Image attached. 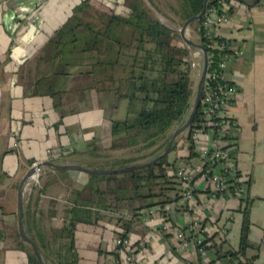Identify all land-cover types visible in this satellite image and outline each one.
<instances>
[{
	"label": "crops",
	"instance_id": "0c3cea01",
	"mask_svg": "<svg viewBox=\"0 0 264 264\" xmlns=\"http://www.w3.org/2000/svg\"><path fill=\"white\" fill-rule=\"evenodd\" d=\"M233 1L223 33L240 43L243 54L225 71L238 87L228 112L238 126L230 149L249 182L245 198L252 201L253 247L238 259H217L216 249L225 253L240 248L243 198L215 197L212 186L197 181L193 207L184 205L175 170L187 162L199 163L198 149L211 143L209 135L195 141L196 156L190 159L186 131L168 155L174 167L152 187L145 179L135 183L129 172L111 177L42 167L39 182H29L23 190L24 229L39 248L68 246L70 239L61 230L74 221L78 264H130L117 244L125 232L141 264H243L252 257L254 264H264V0ZM83 2L96 9L90 16L99 22L97 27L102 18L110 20L108 0H0V264L29 263L22 249L29 244L19 234L18 187L34 164L53 161L108 170L148 162L132 161L126 135L113 133L114 123L127 117L128 100L113 108L116 95L101 90L102 57L96 51L65 52L64 39L58 45L52 42ZM114 37L129 44L133 28L121 24ZM159 208L177 228L199 222L215 247L201 256L190 236L191 245L183 248L163 231Z\"/></svg>",
	"mask_w": 264,
	"mask_h": 264
},
{
	"label": "trees",
	"instance_id": "16d2710c",
	"mask_svg": "<svg viewBox=\"0 0 264 264\" xmlns=\"http://www.w3.org/2000/svg\"><path fill=\"white\" fill-rule=\"evenodd\" d=\"M155 7L153 0H147ZM205 0H178L180 6V17L186 22L190 17L198 15ZM217 0H209L208 6L215 4ZM128 12L120 17L110 16L109 23L103 24L102 29H96L97 25H89L85 32L93 35L87 38L83 52H93L102 57L98 64L106 65L102 68V79L97 81L101 84V90L112 91L116 95V107L121 99L128 100L127 117L123 122H115L113 133L115 135L125 134L133 154L138 155L145 150L152 149L163 140V144L149 155L135 156L132 161H149L162 154L169 145L172 136L168 133L181 125L187 116L192 112V77L191 68L188 62L189 50L184 42L177 40V33L163 24L153 13L146 0H125ZM87 2L75 10L86 7ZM102 18V17H101ZM100 25L103 18L100 20ZM201 26L203 18L195 21ZM121 24L133 28L131 43L126 44L115 39L114 34ZM68 24L61 29L56 38L52 41L55 45L61 43L67 34ZM78 38L69 44H75ZM201 41L207 45L208 39L201 36ZM70 53H73L70 51ZM110 67V70L108 69ZM121 70L125 76L117 77L116 73ZM203 107L200 105L188 135L190 144V156H196L194 152L195 141L192 137L195 129L203 126L205 122ZM177 148V142L173 150ZM169 167L168 156L163 158L156 165L141 171H132L137 182L145 179L154 184L158 177L167 178ZM112 175L111 177H115ZM245 204L244 222L241 233V244L238 251L229 250L222 253L216 249L217 259H238L246 255V250L253 247L249 241L251 228L250 208L252 201L248 198L242 199ZM167 203V202H164ZM161 203V204H164ZM150 207V206H148ZM74 221L69 228L61 230V235L70 239L68 246H59L55 249L40 246L41 254L51 264H78L79 256L74 244ZM128 231V229H126ZM125 234L122 237L126 236ZM193 238L196 235L192 236ZM34 241L36 239L32 237ZM210 239L206 238L203 243L204 250L208 251L215 246L209 245ZM29 256L28 264H40L30 245L23 244ZM42 256V257H43ZM256 257H252L243 264H254ZM44 260V259H43Z\"/></svg>",
	"mask_w": 264,
	"mask_h": 264
},
{
	"label": "built area",
	"instance_id": "2783aa9c",
	"mask_svg": "<svg viewBox=\"0 0 264 264\" xmlns=\"http://www.w3.org/2000/svg\"><path fill=\"white\" fill-rule=\"evenodd\" d=\"M233 0H217L215 4L207 6L203 16V23L198 28L199 40L190 37L186 32L187 39L197 44H202L207 51V74L204 83V91L201 105L203 107L205 122L203 126L193 131V139L198 142L203 135H209L211 143L198 149L199 163L187 162L178 166L174 177L181 186L184 205L193 207L197 191V181L206 186H212L214 196L245 198L249 189V182L239 171L232 151L230 149L234 139V133L238 126L229 118L228 112L238 93V87L229 81L225 75L228 64L240 57L243 51L239 42H235L223 33L231 21V7ZM201 36L208 39L207 45L201 41ZM189 50L188 62L192 70L204 69L205 57L201 49L192 51V46L184 42ZM195 48V47H194ZM17 146V143L15 144ZM37 166V163L33 165ZM42 176L41 169H37L29 182H39ZM159 208L157 213H162ZM162 229L166 233L174 235L181 241V246L187 249L190 245V236L194 238V246L198 253L203 256L206 250L202 246L205 242V230L199 222L193 223L189 228H177L172 225L168 218L163 215ZM117 244L123 248L126 260L130 264H141L134 253H131V242L128 238L119 237ZM127 251V252H125Z\"/></svg>",
	"mask_w": 264,
	"mask_h": 264
},
{
	"label": "rangeland",
	"instance_id": "374dc122",
	"mask_svg": "<svg viewBox=\"0 0 264 264\" xmlns=\"http://www.w3.org/2000/svg\"><path fill=\"white\" fill-rule=\"evenodd\" d=\"M155 3V7L151 6V4L146 0L148 5L151 7L154 15L159 19L162 20V22L166 25L172 26L174 28V32L177 33V40L181 42V36H180V29L184 25L183 19L180 16V6L178 4V0H153ZM109 5L107 6L108 12L111 13V16L113 17H122L124 16L127 12L128 9L125 4V0H108ZM86 9V10H85ZM106 10V9H105ZM96 9L92 8H87L83 7L82 9H78L75 14L76 17L69 22L68 27H67V34L66 37L64 38L65 41V52H74L75 50L82 51L85 48V43L87 41V38L93 37V35L89 34V32H85L86 27L89 25H97L99 22L97 20H93L90 15L92 14H97L95 13ZM94 17V16H93ZM97 17V16H96ZM95 17V19H97ZM109 23V20L102 21L100 27L98 26L97 29H102L103 24ZM188 32L192 35L191 37L194 38L196 41L200 39L199 33L197 31V24L194 22L189 26ZM116 31V30H115ZM78 38V41L75 42V44H69L74 39ZM191 40V39H189ZM192 51H196V48L192 47ZM191 68V67H190ZM202 69L197 68L195 70L191 69V77H192V109L194 106V101L196 98L197 94V86L200 81L201 75H202ZM117 77L120 76H125L126 74H123L122 71L119 69L118 72L116 73ZM191 114V113H190ZM190 114L187 116V118L184 120V122L177 126L174 127L169 133L168 137L170 138L173 133L175 128L178 129L180 128L189 118ZM163 140L158 141L157 145L153 147L152 149H148L143 151L142 153L135 155L134 156H145L151 154V152L155 151L157 148H159L163 144ZM133 150V149H132ZM164 152V150L162 151ZM141 171V170H139ZM135 183L141 184V182L135 181Z\"/></svg>",
	"mask_w": 264,
	"mask_h": 264
},
{
	"label": "water",
	"instance_id": "95a60500",
	"mask_svg": "<svg viewBox=\"0 0 264 264\" xmlns=\"http://www.w3.org/2000/svg\"><path fill=\"white\" fill-rule=\"evenodd\" d=\"M208 2H209V0H205L201 12L196 16L190 17L184 23V25L182 26V28L179 31L181 38L184 40V42L187 45L201 49L204 52L205 65H204V69L202 71L200 81H199L198 86H197V94H196V98L194 101V106H193L192 112H191L188 120L180 128H178L177 130L174 131L167 149L162 154H160L159 156L153 158L152 160H150L148 162H144L141 164H135V165H131V166H126L123 168L108 169V170H99V169L91 170V169H88V168H85L82 166H78V165H59L53 161H44V162L37 164V166L32 167L27 172V174L22 178V180L20 181L19 187H18L19 234H20L21 240L28 243L32 247L33 252H34V254H35V256H36V258L40 264H45L43 257H42V254H41L39 247L36 244V242L32 238H30L28 236V234L26 233V231L24 229V224H23V218H24L23 190H24V186H25L27 180L35 174L37 169H41L42 167H49V168H53L56 170H78V171H82V172H85L88 174L115 175V174H120V173H126V172H132V171L146 169L148 167L156 165L163 158L167 157L172 152L173 146H174L177 138L181 134H183L184 132L188 131L190 129V127L192 126L193 121L195 119V116H196L197 112L199 111V108H200V105L202 102L204 83H205V79H206L207 65H208L207 51L202 44H197L194 41L187 39L186 32H187V29L189 28V26L193 22L201 20L203 18L204 14L206 12L207 6H208Z\"/></svg>",
	"mask_w": 264,
	"mask_h": 264
}]
</instances>
